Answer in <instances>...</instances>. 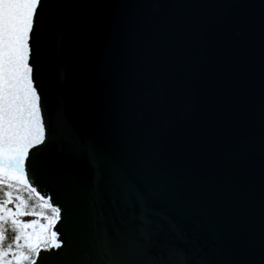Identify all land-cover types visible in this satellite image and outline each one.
<instances>
[{
    "label": "water",
    "instance_id": "obj_1",
    "mask_svg": "<svg viewBox=\"0 0 264 264\" xmlns=\"http://www.w3.org/2000/svg\"><path fill=\"white\" fill-rule=\"evenodd\" d=\"M31 43L38 264H264V0H43Z\"/></svg>",
    "mask_w": 264,
    "mask_h": 264
},
{
    "label": "snow or ice",
    "instance_id": "obj_2",
    "mask_svg": "<svg viewBox=\"0 0 264 264\" xmlns=\"http://www.w3.org/2000/svg\"><path fill=\"white\" fill-rule=\"evenodd\" d=\"M42 4L0 0V264H38L42 252L66 245L62 228H57L62 206L35 186L38 171L48 164L40 150L48 139V124L31 64ZM81 145L102 169L94 144L81 140ZM27 215L37 219H21ZM175 264L184 262L177 257Z\"/></svg>",
    "mask_w": 264,
    "mask_h": 264
},
{
    "label": "rangeland",
    "instance_id": "obj_3",
    "mask_svg": "<svg viewBox=\"0 0 264 264\" xmlns=\"http://www.w3.org/2000/svg\"><path fill=\"white\" fill-rule=\"evenodd\" d=\"M11 207V205H9ZM21 219H23L24 221H31L33 220L32 218L30 217H22Z\"/></svg>",
    "mask_w": 264,
    "mask_h": 264
},
{
    "label": "trees",
    "instance_id": "obj_4",
    "mask_svg": "<svg viewBox=\"0 0 264 264\" xmlns=\"http://www.w3.org/2000/svg\"><path fill=\"white\" fill-rule=\"evenodd\" d=\"M27 216H32V215H27ZM32 217H35V216H32Z\"/></svg>",
    "mask_w": 264,
    "mask_h": 264
}]
</instances>
